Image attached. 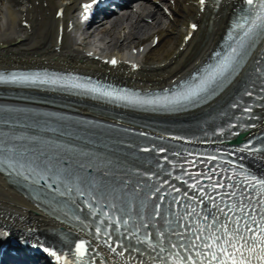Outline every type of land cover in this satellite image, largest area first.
<instances>
[{
	"label": "bare ground",
	"instance_id": "6f19581e",
	"mask_svg": "<svg viewBox=\"0 0 264 264\" xmlns=\"http://www.w3.org/2000/svg\"><path fill=\"white\" fill-rule=\"evenodd\" d=\"M190 1H177L179 8L177 9L176 5L175 9L171 10L174 19L165 22V26H161L158 19L160 17L166 20L167 17L157 14L152 17V23H158L154 26L155 30L152 33L157 35L159 40L154 47H151L150 42L146 44V47L151 48L144 56L147 58L150 55L152 59L149 62L143 61L139 71L129 72L124 67L120 78L136 84L167 82L178 74L190 70L206 55L209 48L217 43L221 27H224L220 11L210 18V29L206 35L204 33L206 30L198 29L188 43L182 44L187 21L197 16ZM80 2L81 0H71L70 4L65 7L62 19L55 15L60 5L58 0H9L0 6V66L12 64L94 66L96 62L82 59L84 58L83 53L79 50L74 37V32L78 33L82 29V25L78 24L77 16L74 14ZM208 20L209 17H207ZM58 26H62L60 44L57 43ZM145 26L148 27L147 24ZM139 32L129 36L124 35L122 41L129 39L133 44H142ZM142 34L144 37L147 32ZM120 38L119 35L116 41H119ZM183 45L186 47L183 48ZM100 71L104 73L102 69ZM258 162L264 169V157L260 158ZM0 218L13 227L30 223L32 226L39 224L49 228L57 226L52 218L42 214L39 208L19 196L1 175Z\"/></svg>",
	"mask_w": 264,
	"mask_h": 264
},
{
	"label": "snow or ice",
	"instance_id": "6c2138e0",
	"mask_svg": "<svg viewBox=\"0 0 264 264\" xmlns=\"http://www.w3.org/2000/svg\"><path fill=\"white\" fill-rule=\"evenodd\" d=\"M206 0H199L201 6L205 4ZM244 3L248 6V14L241 17V21L234 23L233 28L239 29L243 32V37L248 38L252 36L258 29H264V0H244ZM196 25H192L195 28ZM232 33L229 32L231 37ZM233 56L226 57L215 65L211 71L207 72V75L202 78L199 83L189 88L183 93L176 94L172 97L168 95L154 96L151 98H144L140 96L131 95H113L112 92L105 91L102 94L113 99H118L130 104H136L141 106H162L167 107L173 103H179L181 101H190L200 95V93L207 91L213 84H216L221 79H227L228 75L235 72L239 67V63L235 61L234 57L239 55L237 50L232 49ZM216 55H219L218 53ZM115 63V61H113ZM259 71V69H257ZM264 75V73H262ZM196 79V77H193ZM63 77H51L47 74L42 75L41 73L34 74H16L12 73L5 76L0 73V82H11L31 85H52V86H64ZM72 87L80 88L84 85L73 83ZM90 91H97V89H89ZM246 111H248L246 109ZM147 151V149H145ZM252 179H255L254 177ZM257 184L264 189V180H257ZM221 187L223 185H220ZM193 188L197 185L193 184ZM160 189L157 188L156 192ZM203 192V189H201ZM230 196H235V193H228ZM209 199H212L209 197ZM257 204L264 206V202L258 200ZM239 207V206H233ZM243 211V209H241ZM247 215L251 216V212ZM207 219V217L205 218ZM213 221L216 217L213 215ZM235 219V217H233ZM127 224V221H124ZM244 223V228H240V224ZM255 228L250 226L247 220L241 216L240 219L235 220V224L232 228H229L227 224L221 225L222 235H217L215 232L207 234V239L202 235H194V239L189 242L187 246L180 245V247H190L195 253L196 257L204 256L205 261L203 264H264V213H261V221H252ZM212 227V225H208ZM100 229H97L99 232ZM251 235H248V234ZM200 241V243H196ZM211 241V243L209 242ZM111 247V245H109ZM176 247V245H173ZM77 249L81 256L86 254V247L84 242L77 245ZM203 249V251H201ZM163 250V249H162ZM47 252L48 249H45ZM52 255H55L53 252ZM59 259V257H57ZM185 264H202L201 261L195 259L189 255L185 258Z\"/></svg>",
	"mask_w": 264,
	"mask_h": 264
},
{
	"label": "rangeland",
	"instance_id": "374dc122",
	"mask_svg": "<svg viewBox=\"0 0 264 264\" xmlns=\"http://www.w3.org/2000/svg\"><path fill=\"white\" fill-rule=\"evenodd\" d=\"M165 26V24H163ZM145 29H142L140 32H139V35H141L143 32H144ZM139 31V30H138ZM143 37V36H142ZM122 44L124 45L125 44V41L122 42Z\"/></svg>",
	"mask_w": 264,
	"mask_h": 264
}]
</instances>
